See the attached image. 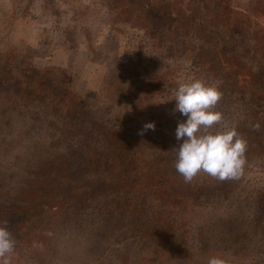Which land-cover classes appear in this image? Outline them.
Segmentation results:
<instances>
[{
	"label": "rangeland",
	"instance_id": "374dc122",
	"mask_svg": "<svg viewBox=\"0 0 264 264\" xmlns=\"http://www.w3.org/2000/svg\"><path fill=\"white\" fill-rule=\"evenodd\" d=\"M112 1L119 8L124 0H0V73L9 80L50 83L60 93L61 87L72 89L89 103L92 119L102 121L108 133L119 131L130 175L143 173L157 179V185L168 179L173 183L156 195L148 191L122 232L111 234L99 224L98 233L110 235L99 243L93 240L97 233L92 224L48 225L44 231L55 243L51 254L48 250L29 261L23 254L41 244L25 239L23 249L16 245L10 259L13 264H208L218 257L225 264H264V234L254 235L264 224V97L234 85L217 69L194 63L190 52L162 53L160 47L164 58L153 55L156 38L171 36L173 45L180 32L157 31L147 12L128 24L120 15L116 21L104 6ZM179 1L183 6L189 0ZM259 1L264 0H212V5L221 11L231 4L250 15L252 24L264 26V2ZM97 5L98 14L93 10ZM92 21L104 24L94 22L92 28ZM110 22L116 23L117 39L109 35ZM89 49L92 53L85 56ZM152 56L158 57L156 67L147 62ZM194 77L219 82L222 99L215 110L223 121L215 130L235 127L247 142L238 179L219 181L201 173L186 183L175 169L173 149L183 142L176 140L175 130L186 117L173 114L172 99L179 83ZM24 102L0 94V199L15 196L19 183L55 180L62 162L81 142L76 119ZM149 122L155 123V131L141 134ZM256 124L259 130H254ZM198 194L199 202L194 200Z\"/></svg>",
	"mask_w": 264,
	"mask_h": 264
},
{
	"label": "trees",
	"instance_id": "16d2710c",
	"mask_svg": "<svg viewBox=\"0 0 264 264\" xmlns=\"http://www.w3.org/2000/svg\"><path fill=\"white\" fill-rule=\"evenodd\" d=\"M262 2L264 1L260 3ZM116 5L113 1L104 4L116 21L119 20L116 15H120L127 17L125 23L128 24L147 12L155 19L157 31H166L169 35L174 30L180 32L179 39L174 38L173 45L170 44L171 36L156 38L152 44L153 55L159 52L160 47H164L162 53L190 52L195 57L194 63L208 66L214 71L217 69L234 85L246 87L253 95L264 97V26L260 23L252 24L250 15L235 9L231 4L216 11L212 0H189L183 6L179 0H124L119 8ZM97 9L98 5L93 7L96 14ZM94 22L97 25L104 24L92 21V28ZM110 23H113V31L109 35L117 39L116 34L119 32L115 27L116 23ZM90 50L85 51L84 55L90 56ZM160 53L157 56L164 58ZM168 61L169 59L166 62ZM147 62L153 67L159 65L158 57L155 56ZM15 80L17 81L9 80L8 75L0 73L2 96L15 102L24 99L26 105L76 119L81 139L80 143L74 145L70 159L60 165L55 180L41 185L19 183L15 196L0 199V227H7L16 245L23 249L21 243L25 244V239L34 238L41 244L38 248L32 247L30 253H24V258L29 261L38 260L48 250L51 254L55 243L53 236H48L44 231L48 225L86 228L88 224H92L96 228L102 224L110 228L111 234H114V230L122 232L130 224L132 210L138 214L136 203L148 191L156 195L173 183L172 179H168L161 185L159 182L158 186L157 179L155 182L151 181L143 173L139 176L130 175L124 158L126 144L121 141L119 131L108 133V127L102 121L92 119L89 103L80 99L72 89L61 87L60 93L53 91L50 83H25L22 78ZM138 169L140 168L137 167L136 170ZM159 176L164 177L165 174ZM145 178L147 181L142 187ZM197 196L194 200L199 202L201 197L199 194ZM159 197L164 198L163 193ZM131 205L133 207H129ZM246 222L244 225L249 224ZM259 225H262V230L254 232V235L264 234V224ZM98 229L96 228L97 234L93 239L97 243L110 236L98 233ZM55 232L51 227V234ZM246 235L248 234H244Z\"/></svg>",
	"mask_w": 264,
	"mask_h": 264
},
{
	"label": "clouds",
	"instance_id": "9594fccd",
	"mask_svg": "<svg viewBox=\"0 0 264 264\" xmlns=\"http://www.w3.org/2000/svg\"><path fill=\"white\" fill-rule=\"evenodd\" d=\"M222 99L219 82L209 84L202 79L179 83L174 90L173 114L186 117L175 130L177 141H183L173 149L177 153L176 171L186 183L203 173L219 181L238 179L246 164L247 142L241 138L235 127L225 126L215 130L223 121V114L216 111ZM259 130L260 125L253 126ZM155 131V123H145L141 134ZM16 241L6 226L0 227V264H11L10 254L14 252ZM208 264H225L218 257H211Z\"/></svg>",
	"mask_w": 264,
	"mask_h": 264
}]
</instances>
